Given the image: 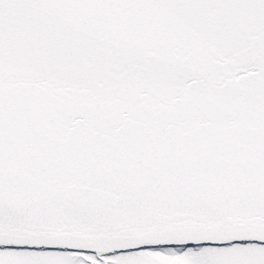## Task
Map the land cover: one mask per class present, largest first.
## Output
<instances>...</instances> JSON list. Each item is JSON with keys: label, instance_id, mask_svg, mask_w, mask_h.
Instances as JSON below:
<instances>
[{"label": "snow or ice", "instance_id": "1", "mask_svg": "<svg viewBox=\"0 0 264 264\" xmlns=\"http://www.w3.org/2000/svg\"><path fill=\"white\" fill-rule=\"evenodd\" d=\"M0 264H264V0H0Z\"/></svg>", "mask_w": 264, "mask_h": 264}]
</instances>
